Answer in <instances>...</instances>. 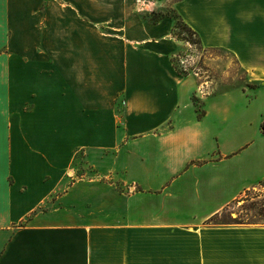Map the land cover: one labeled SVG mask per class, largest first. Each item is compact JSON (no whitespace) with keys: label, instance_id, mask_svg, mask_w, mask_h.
<instances>
[{"label":"crops","instance_id":"1","mask_svg":"<svg viewBox=\"0 0 264 264\" xmlns=\"http://www.w3.org/2000/svg\"><path fill=\"white\" fill-rule=\"evenodd\" d=\"M145 1L0 0V264H264L206 224L264 179V0ZM168 9L247 83L180 73Z\"/></svg>","mask_w":264,"mask_h":264},{"label":"rangeland","instance_id":"2","mask_svg":"<svg viewBox=\"0 0 264 264\" xmlns=\"http://www.w3.org/2000/svg\"><path fill=\"white\" fill-rule=\"evenodd\" d=\"M166 13L172 16L175 21V27L173 29L174 37L178 40L180 37L189 40V37H191L190 35L185 33V35L181 36V33L183 32V24L177 14L171 9H168ZM173 58L177 65L181 66L179 60L183 59L186 66H192L193 68L197 67L201 72V78H198L199 82L213 78L222 79L218 90L236 88L247 83V75L241 69L233 54L226 49L205 48L203 46L200 49L199 46L193 44L192 41L187 44L186 41L179 40V45L174 52ZM248 84L252 85V83ZM204 91L205 90H203V92ZM199 105L201 106V104ZM108 156L110 158L111 154ZM75 164V171L77 174L84 171L81 157L79 155H77ZM244 195L245 194L242 196ZM261 203H264V187L257 185L248 192V199L245 201V225L264 224V207L260 205ZM242 204V201H234L230 203L222 210V216L219 221L226 219L229 213H231L232 217L242 214Z\"/></svg>","mask_w":264,"mask_h":264},{"label":"trees","instance_id":"3","mask_svg":"<svg viewBox=\"0 0 264 264\" xmlns=\"http://www.w3.org/2000/svg\"><path fill=\"white\" fill-rule=\"evenodd\" d=\"M179 19L181 20L180 17H179ZM181 22L183 24V26H182L183 31H185V32H187L189 34L195 33L191 28H189L187 26L186 23H184L182 20H181ZM174 27H175V25H174ZM197 37H198V35H197ZM198 42L200 43L199 37H198ZM199 116H200V113H199ZM261 126H262V129L264 131V121L262 122ZM259 185L264 187V179L259 182ZM250 190L251 189L247 190L244 193L245 194L244 196H241L239 199L236 200V201H242L243 202V204L241 206L242 207L241 210L243 211L242 214H240V215H238L236 217H232L231 213H229L228 217L226 219H222L221 221H219L220 217L222 216V211H221L219 213L214 214L209 219H207L206 224L213 225V226H229V225L230 226H232V225L239 226V225H245V201H247V199H248V192ZM260 205L262 207H264V203H261ZM247 225H250V224H247Z\"/></svg>","mask_w":264,"mask_h":264},{"label":"built area","instance_id":"4","mask_svg":"<svg viewBox=\"0 0 264 264\" xmlns=\"http://www.w3.org/2000/svg\"><path fill=\"white\" fill-rule=\"evenodd\" d=\"M137 1H138V3H139L140 9H141V10L145 9L144 6H145V4H147L148 2H146L145 0H137ZM185 33L191 36V37H189V40L186 39V38H183V37H180L179 40H181V41H186L187 44H189V42L192 41L193 44H197V45L199 46V48L201 49V44L198 42V37H197L196 33H191V34H189V33L185 32V31H183V32L181 33V36H182V35H185ZM192 37H193V38H192ZM179 61L181 62V66H180V65H177L176 63H175V66L177 67V69H178V71H179L180 73H182V74H186V75H193V76L196 77V78H201V72H200V70H199L197 67H194V68H193L192 66H190V67H191V68H190V67H188V66L185 65L183 59H180ZM174 62H175V61H174ZM204 81H205V80H204ZM201 84H202V85H205V83H203V81H201L200 86H201ZM199 90H200L201 92H203L204 88H201V87H200Z\"/></svg>","mask_w":264,"mask_h":264}]
</instances>
